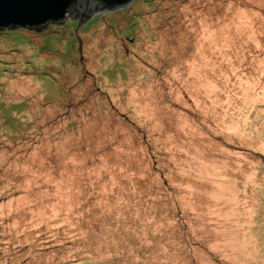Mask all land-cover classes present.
Wrapping results in <instances>:
<instances>
[{"label":"rangeland","instance_id":"obj_1","mask_svg":"<svg viewBox=\"0 0 264 264\" xmlns=\"http://www.w3.org/2000/svg\"><path fill=\"white\" fill-rule=\"evenodd\" d=\"M0 31V264H264V0H132Z\"/></svg>","mask_w":264,"mask_h":264},{"label":"water","instance_id":"obj_2","mask_svg":"<svg viewBox=\"0 0 264 264\" xmlns=\"http://www.w3.org/2000/svg\"><path fill=\"white\" fill-rule=\"evenodd\" d=\"M132 0H0V28L43 27L46 21L77 17V25L94 10L123 7Z\"/></svg>","mask_w":264,"mask_h":264},{"label":"trees","instance_id":"obj_3","mask_svg":"<svg viewBox=\"0 0 264 264\" xmlns=\"http://www.w3.org/2000/svg\"><path fill=\"white\" fill-rule=\"evenodd\" d=\"M47 22V21H46ZM44 26V25H43ZM15 27H20V26H9V27H7V28H15ZM23 27H25V28H28V29H32V28H35L34 26H32V27H27V26H23ZM6 28V29H7ZM41 28H43V27H41ZM40 28V29H41ZM36 29V28H35ZM3 31V30H5V28H0V31ZM65 264H67V263H65ZM70 264V263H69ZM79 264H80V262H79Z\"/></svg>","mask_w":264,"mask_h":264}]
</instances>
